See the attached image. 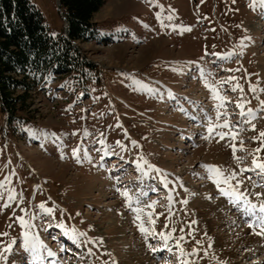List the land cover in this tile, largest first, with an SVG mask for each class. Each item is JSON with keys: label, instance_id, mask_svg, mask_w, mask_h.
<instances>
[{"label": "rangeland", "instance_id": "374dc122", "mask_svg": "<svg viewBox=\"0 0 264 264\" xmlns=\"http://www.w3.org/2000/svg\"><path fill=\"white\" fill-rule=\"evenodd\" d=\"M29 1L63 33L56 0ZM94 21L107 42H75L91 66L49 82L28 121L0 108V264H264L261 228L203 167L264 163V3L106 0ZM218 112L235 140L204 138ZM238 179L264 193L259 169Z\"/></svg>", "mask_w": 264, "mask_h": 264}, {"label": "trees", "instance_id": "16d2710c", "mask_svg": "<svg viewBox=\"0 0 264 264\" xmlns=\"http://www.w3.org/2000/svg\"><path fill=\"white\" fill-rule=\"evenodd\" d=\"M105 2L58 0L67 34L54 36L29 0H0V108L7 122L30 120L34 97L49 82L91 66L75 42H107L99 38L94 21Z\"/></svg>", "mask_w": 264, "mask_h": 264}, {"label": "snow or ice", "instance_id": "6c2138e0", "mask_svg": "<svg viewBox=\"0 0 264 264\" xmlns=\"http://www.w3.org/2000/svg\"><path fill=\"white\" fill-rule=\"evenodd\" d=\"M262 3H264V0H261ZM235 90V89H233ZM252 91H255V89H250ZM238 107H243L242 105H238ZM261 108L262 110H264V102H261ZM221 115H223L222 113H217V123H213L211 118H209V123H208V127H207V133L208 136H205V139L210 138L214 133L219 137L220 140H225L226 138L228 139H232L235 140L236 138V134H230L229 132H225V131H221V132H216L215 130L217 128H222V129H228L230 128V125L227 123V121L223 122V123H219L218 121L220 120ZM241 115H251V111H249V113H244L243 111L241 112ZM253 119H255V117H253ZM251 122V121H249ZM252 130H255V125H253ZM75 134V133H73ZM261 137H264V132H260L258 137H253L252 139L254 141L260 139ZM101 143L103 144V141H101ZM132 144L135 146L136 142L132 141ZM243 144V142L241 141V145ZM117 145H119L121 147V149H124V145L121 144L120 141H117ZM230 147L232 148V152H233V158L239 160V157H236V152L237 151H243V148H237L236 144L233 143L230 145ZM262 150H264V141L261 142V147L256 148L254 151L259 154ZM79 153H80V147L78 146L77 148L73 149V155L74 157H77V159H79ZM105 154H107V152H105ZM63 158V157H62ZM89 157L87 156V153L85 152V159H88ZM103 159V157H102ZM259 156L257 155L252 162V167L251 168H247V169H241L239 173L232 171L229 172L227 169H223L220 168L218 166H203L206 168L207 172L210 175V178L213 180V183H216L218 185V188L221 184L225 185L226 187L223 189H220L222 194L228 195L229 196V200L230 203L234 206L237 207L240 211L241 214L244 216H247L249 218L248 221H246V223L249 224L250 228H254V227H260L261 228V232L256 233L258 235H264V202H261L259 204L256 203H252L249 199L248 196L250 195H255V197L260 200L262 198H264V193H248L247 189H242L243 186V180L238 179L239 176H243V174L245 172H253L256 171L257 169H259L261 174H264V163H260L259 161ZM146 163V161L144 162ZM137 168L138 170H140L142 168V164H137ZM158 171V170H157ZM117 180H119V178L117 177ZM235 181V184H233L232 182ZM166 182V179H165ZM3 186V182H0V187ZM253 187H264V185L261 184H254ZM121 195L125 198L126 201V206H131V201H130V195L128 193L127 190H125L123 193H121ZM9 200L11 199H15V197L11 194H9ZM186 203V201H185ZM8 205L5 204L4 207H7ZM147 207H152L151 205H148ZM148 223L152 224L154 226L155 221L152 219L151 217V213L148 214ZM137 219L139 220L140 217L139 215H137ZM20 221L22 224H24V220L23 217L20 218ZM250 221V222H249ZM164 227H167V225H165ZM138 230L145 235V240L147 242V236L149 234L152 235H157V233L153 232V233H148V230L144 227L143 222H141L140 224H138ZM182 230V229H181ZM174 231V230H173ZM6 235V233L4 234ZM158 235L164 239L165 244L167 243V239L168 236L164 233V232H160L158 233ZM13 243H15V241H13ZM88 243H92V241H88ZM149 247L151 248V250L153 252L155 251H162L163 249H156L155 247H152L151 245H149ZM27 251V248L25 249ZM5 251H11V247L9 246L7 249H5ZM48 255L51 256L53 255L52 252H48ZM113 264H115V262L113 261Z\"/></svg>", "mask_w": 264, "mask_h": 264}, {"label": "water", "instance_id": "95a60500", "mask_svg": "<svg viewBox=\"0 0 264 264\" xmlns=\"http://www.w3.org/2000/svg\"><path fill=\"white\" fill-rule=\"evenodd\" d=\"M56 3H58V0L56 1ZM64 26H66V23L64 24ZM64 33L67 34L66 29L64 30Z\"/></svg>", "mask_w": 264, "mask_h": 264}, {"label": "bare ground", "instance_id": "6f19581e", "mask_svg": "<svg viewBox=\"0 0 264 264\" xmlns=\"http://www.w3.org/2000/svg\"><path fill=\"white\" fill-rule=\"evenodd\" d=\"M261 24H262V23H261ZM261 24H260V25H261Z\"/></svg>", "mask_w": 264, "mask_h": 264}]
</instances>
